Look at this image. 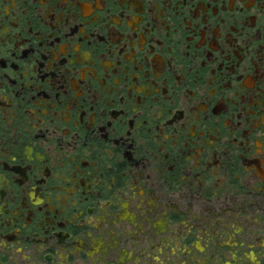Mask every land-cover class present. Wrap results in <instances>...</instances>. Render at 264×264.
I'll use <instances>...</instances> for the list:
<instances>
[{
  "label": "flooded vegetation",
  "instance_id": "flooded-vegetation-1",
  "mask_svg": "<svg viewBox=\"0 0 264 264\" xmlns=\"http://www.w3.org/2000/svg\"><path fill=\"white\" fill-rule=\"evenodd\" d=\"M0 264H264V0H0Z\"/></svg>",
  "mask_w": 264,
  "mask_h": 264
}]
</instances>
